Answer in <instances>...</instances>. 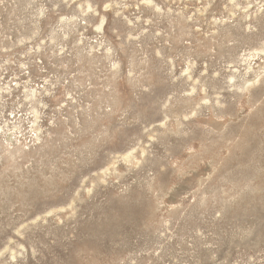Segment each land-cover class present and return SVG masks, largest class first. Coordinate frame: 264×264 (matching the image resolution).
<instances>
[{
  "label": "rangeland",
  "instance_id": "obj_1",
  "mask_svg": "<svg viewBox=\"0 0 264 264\" xmlns=\"http://www.w3.org/2000/svg\"><path fill=\"white\" fill-rule=\"evenodd\" d=\"M0 264H264V0H0Z\"/></svg>",
  "mask_w": 264,
  "mask_h": 264
}]
</instances>
